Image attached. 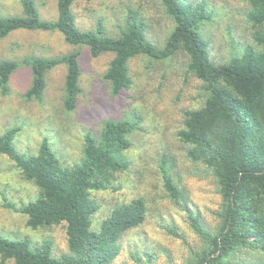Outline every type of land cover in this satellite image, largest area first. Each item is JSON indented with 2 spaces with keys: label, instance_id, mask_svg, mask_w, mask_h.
I'll use <instances>...</instances> for the list:
<instances>
[{
  "label": "trees",
  "instance_id": "16d2710c",
  "mask_svg": "<svg viewBox=\"0 0 264 264\" xmlns=\"http://www.w3.org/2000/svg\"><path fill=\"white\" fill-rule=\"evenodd\" d=\"M75 1L56 0V20L45 22L33 0H19L22 16L0 17V39L20 30L57 32L68 45L87 48L92 58L112 54L102 76L112 96L130 89L131 59L146 56L166 61L179 52L184 54L186 73L199 82L203 101L184 111L176 137L186 158L214 180L220 206L215 226L209 228L188 209L185 193L165 166L164 189L169 200L185 212L195 246L175 227L166 229L189 250L185 264H264V0H244L249 42L238 45L233 55L218 64L211 59L209 41L200 33L212 21L205 0H156L172 26L161 47L151 42L149 26L131 9L114 29V37L106 34L100 19L95 31L80 30L72 12ZM60 65L66 70L63 106L70 112L80 93L77 51L57 58L0 61V92L6 95L11 76L24 66L31 80L23 98L39 101L46 89V74ZM132 129L125 120L104 121L96 137H85L81 160L69 167L59 163L45 142L36 156L19 154L13 144L18 128L0 135V156L12 162L22 179L38 191L36 199L19 210L26 226L32 230L62 226L67 249L55 256L50 242L32 246L27 239L0 236V264H116L126 236L144 222L146 204L137 198L118 205L95 227L98 206L92 193L110 190L116 175L129 169L124 152L130 146ZM128 255L135 264L154 259L147 250L128 251Z\"/></svg>",
  "mask_w": 264,
  "mask_h": 264
},
{
  "label": "rangeland",
  "instance_id": "374dc122",
  "mask_svg": "<svg viewBox=\"0 0 264 264\" xmlns=\"http://www.w3.org/2000/svg\"><path fill=\"white\" fill-rule=\"evenodd\" d=\"M205 1L212 12V21L201 27L200 33L209 41L211 59L218 64L233 55L238 45L249 42L250 28L244 17L246 3ZM33 2L41 21L56 20V0ZM129 9L144 18L151 42L163 46L172 26L156 0H76L72 6L76 27L95 31L100 19L104 31L112 37ZM8 16H22L19 0H0V17ZM74 51L79 52L81 68L76 107L69 112L63 106L64 65L46 74V89L39 101L23 98L31 78L29 69L21 66L11 76L6 95L0 92V135L18 128L13 144L19 154L36 156L45 142L59 163L69 167L81 160L85 137H96L104 121L129 122L133 129L128 136L130 146L124 152L129 169L116 175L110 190L92 193L98 206L93 225L96 227L114 207L142 198L146 218L126 236L116 264H135L128 255L132 250L153 254V261L147 264H185L189 250L166 227H175L191 246L195 244L194 235L185 222V212L167 196L162 168H171L174 183L186 195L188 209L198 214L209 228H214L220 206L214 180L186 158L185 148L176 137L184 111L199 107L203 101L199 82L186 73V56L179 52L166 61L146 56L131 59L130 89L112 96L102 77L112 54L92 58L87 48L68 45L57 32L20 30L0 39V61L57 58ZM37 195L34 185L24 181L14 164L0 156V236L8 240L27 239L32 246L50 242L52 254L61 256L67 252L64 228L32 230L19 211Z\"/></svg>",
  "mask_w": 264,
  "mask_h": 264
}]
</instances>
